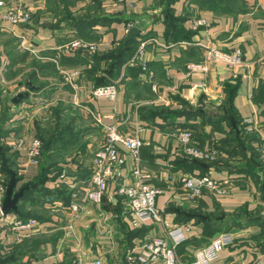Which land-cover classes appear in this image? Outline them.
<instances>
[{
  "label": "crops",
  "instance_id": "0c3cea01",
  "mask_svg": "<svg viewBox=\"0 0 264 264\" xmlns=\"http://www.w3.org/2000/svg\"><path fill=\"white\" fill-rule=\"evenodd\" d=\"M14 5L31 13L29 22L4 18ZM134 28L139 33L125 42ZM74 39L96 49L61 48ZM141 46L145 69L128 65ZM211 49L239 50L241 62L207 60ZM109 83L118 89L114 100L94 96ZM46 120L58 126L38 165L27 145ZM105 125L146 144L138 153L119 144V177L102 203L84 202L72 218L68 207L89 180ZM187 129L200 148L218 151L214 160L184 152L180 134ZM263 134L264 0H5L0 8V182L5 198L6 161L17 174L15 191L29 187L16 211L3 213L0 201L4 264H124L130 248L175 228L186 237L176 248L185 263L231 234L233 243L220 244L213 264H264V221L252 220L264 214ZM201 174L217 187L192 198L182 178ZM141 181L163 192L153 221L136 225L117 188ZM18 219L36 226L14 229Z\"/></svg>",
  "mask_w": 264,
  "mask_h": 264
},
{
  "label": "built area",
  "instance_id": "2783aa9c",
  "mask_svg": "<svg viewBox=\"0 0 264 264\" xmlns=\"http://www.w3.org/2000/svg\"><path fill=\"white\" fill-rule=\"evenodd\" d=\"M5 5L4 0H0V8ZM4 18L12 24L27 23L31 18V13L22 5H14L9 8ZM197 25H203L204 21L199 20ZM67 52L75 51L80 48H89L95 50L96 45L81 39L69 41L61 47ZM145 48L141 46L136 53L128 61V65L134 66L137 64L143 65L146 68L144 59ZM241 51H233L232 53H224L222 51L211 49L209 50L206 59L210 61H225L231 64L241 62ZM191 69L203 67L201 64L189 65ZM118 89L115 83L97 86L93 90L96 97H102L109 100H114L117 96ZM97 121L102 123V119ZM106 142L99 147L92 159L91 175L87 183L76 187L73 193V201L68 207L72 218L77 216L82 209L84 202L100 204L108 191L109 184L112 180L117 179L120 175L121 167L124 164V158L121 156L118 145L122 144L134 153L146 144L140 137L132 134L121 132L115 125H105ZM181 146L184 152L192 158L214 160L218 154L216 149L205 150L196 145L193 139V132L189 129L184 130L180 134ZM261 158L264 161V134L262 135ZM27 155L31 162L40 164L43 157V143L39 138H34L27 145ZM136 174H140L136 171ZM184 186L189 190V195L192 198L199 197L205 188L215 189L217 181L210 175H185L182 178ZM120 195L126 196L134 216V223L148 224L153 221L154 213L156 212L157 197L163 192L160 187L141 181L138 184H120L117 188ZM4 198V186L0 182V201ZM36 226V221L33 219L23 220L18 219L13 222V228L17 230L32 229ZM185 236L180 228H175L169 231L168 236L159 235L150 237L141 246L140 249L132 247L128 250L126 259L130 264H213L219 257V246L230 245L234 241V236L231 234L222 235L219 240L213 241L205 247L201 248L195 255L194 259L189 263H185L179 259L177 254V246L185 240ZM140 250V251H138ZM100 260L90 264H101Z\"/></svg>",
  "mask_w": 264,
  "mask_h": 264
},
{
  "label": "water",
  "instance_id": "95a60500",
  "mask_svg": "<svg viewBox=\"0 0 264 264\" xmlns=\"http://www.w3.org/2000/svg\"><path fill=\"white\" fill-rule=\"evenodd\" d=\"M139 31L140 30L138 28H134L132 30V32L130 33V35L128 36V38L125 40V42H128L129 40H131L136 34L139 33ZM28 87L30 89H32V86L30 84H28ZM28 97H29L28 91L21 92L14 97L13 102L15 104H18V103L22 102L23 100L27 99ZM3 169L11 175V178L9 180V183H8V186L6 189L5 198H4L3 207H2L3 213L7 214L11 210L16 211L18 209V201L24 195L25 189H28L29 187H24V188L20 189L19 191H15L16 186H17L16 171L14 169L8 167V165L6 164V161L3 162ZM31 186H35V185L31 184ZM252 220L264 221V214H261L255 218H253ZM6 261H7L6 258L0 257V264H4ZM124 264H130L126 260V258L124 259Z\"/></svg>",
  "mask_w": 264,
  "mask_h": 264
},
{
  "label": "rangeland",
  "instance_id": "374dc122",
  "mask_svg": "<svg viewBox=\"0 0 264 264\" xmlns=\"http://www.w3.org/2000/svg\"><path fill=\"white\" fill-rule=\"evenodd\" d=\"M5 1V0H4ZM31 19V18H30ZM30 21V20H29ZM55 123V124H54ZM51 123L48 120L44 121V125L42 128L41 133L39 134L38 138L42 141L43 143V147H45L46 145H48V143L50 144V139L51 137H53V134H55L54 129L57 128V123L54 122ZM60 128H63L64 126H59ZM61 131V130H59ZM144 141V140H143ZM261 153H259L260 155ZM217 157V156H216ZM200 160H204V159H200ZM262 160V158H261ZM263 161V160H262ZM264 162V161H263Z\"/></svg>",
  "mask_w": 264,
  "mask_h": 264
},
{
  "label": "trees",
  "instance_id": "16d2710c",
  "mask_svg": "<svg viewBox=\"0 0 264 264\" xmlns=\"http://www.w3.org/2000/svg\"><path fill=\"white\" fill-rule=\"evenodd\" d=\"M241 128H238L237 127V132H238V136L240 137V138H242V134L244 133V130L243 129H241ZM244 138V137H243ZM5 151L3 150V149H1V147H0V154H3ZM193 160H195V161H201V160H198V159H193ZM203 161V160H202ZM205 161V160H204ZM258 163H259V165H260V168H261V170L264 172V164H263V161L261 162V158H260V156L258 157ZM204 175H207V174H204ZM198 176H203L202 174L201 175H198Z\"/></svg>",
  "mask_w": 264,
  "mask_h": 264
}]
</instances>
